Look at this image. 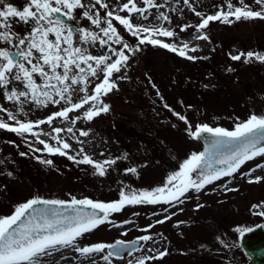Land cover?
Listing matches in <instances>:
<instances>
[{
    "label": "rangeland",
    "instance_id": "374dc122",
    "mask_svg": "<svg viewBox=\"0 0 264 264\" xmlns=\"http://www.w3.org/2000/svg\"><path fill=\"white\" fill-rule=\"evenodd\" d=\"M7 2L21 6L24 0ZM100 2L107 3L108 9L100 7L97 0H82L85 7L76 9L71 23L65 24H72L75 29L98 32L99 29L83 17L84 11L93 15L99 11L100 27L106 26L103 21L107 11L127 15L120 11L127 0ZM229 2L235 7L247 5L251 10H262L255 0H243V4L241 0H189L187 4L184 0H154L161 7L149 8L145 13L147 20L139 13L131 14L134 25L162 26L173 30L176 33L174 37L155 38L177 46L188 43L187 55L196 57L194 60L163 47L140 44L139 37L113 20L123 43L129 49L139 46V50H124L129 57L127 63L120 72L111 76L117 87L101 97L103 103L109 105L108 112H102L89 121L83 113L91 104L85 105L70 112L68 120L56 118L51 124H39L33 129L38 137L31 133L21 135L0 129V218L13 215L17 206L33 198L71 200L75 197L77 200L111 203L121 198V192L131 194L164 187L167 178L178 172L192 153H199L202 149L201 141L188 134L187 125L174 112L186 116L193 131L196 125L202 124L213 128H234L236 123L246 120L253 113L264 114V64L255 60L244 63L243 58L241 61L230 58V54L249 51L264 54V19L235 20L230 17L231 23L211 21L202 30L209 39H196L202 33L195 26L202 18L221 10L227 12ZM136 3L138 7H145L143 0H136ZM94 4L96 7H92ZM161 12L169 17L168 21L159 19ZM196 12L202 13V16H197ZM183 25L191 27L181 31ZM31 27V22H13L12 31L23 37ZM49 39L54 40V35L50 34ZM73 39L75 46L87 49L91 55L110 56L109 63L117 58L109 51L108 45L99 42L82 44L79 31L74 32ZM110 44L116 51L122 48V44ZM0 48L14 49L3 41H0ZM192 48L197 50L191 51ZM103 75V71L98 69L96 77H88L87 95L92 94ZM36 79L37 83L43 82L38 76ZM80 87L75 86L73 103L79 102L85 95L79 91ZM12 88L23 90V84L13 81L8 90ZM67 106L65 101L48 103L47 106L25 102L21 112V105L7 101L4 89L0 88V108L12 112L18 121L46 120L49 115ZM78 116L79 120L76 119ZM0 120L11 125L16 123L2 110ZM69 127L73 128L72 133L67 131ZM54 128L63 131L56 134ZM81 130L89 134L81 136ZM57 135L59 140L71 145L65 150L68 155L47 157L51 153L39 141L61 147ZM85 154L94 162L114 160L115 163L106 164L105 174L99 175L93 165L78 162ZM68 156L75 157V160ZM46 160H51L52 164L41 162ZM257 164L264 165V157L247 161L232 176L215 180L199 192L188 191L182 197L185 201L181 198L183 202L179 204L173 201L126 205L122 211L111 213L109 222L77 238L74 246L41 255L39 264H93V261L95 264H109L101 259L108 249L88 257L74 249L97 243L109 245L119 239L131 240L143 236H151V239L143 240L139 249L125 252L119 258L111 257L110 264H137L142 259L144 264H251L239 250V233L234 229L256 222L264 223V217L253 215L254 211L264 210V207L252 209L253 205L264 202V179L259 183H249L257 176L264 178V168H257ZM130 168H135L136 172L128 171ZM253 168L256 171L250 172ZM190 175L196 180L193 172ZM167 216L171 219H165ZM158 220L164 223H157ZM218 248L223 250L220 255H217ZM161 252L167 254L160 257Z\"/></svg>",
    "mask_w": 264,
    "mask_h": 264
},
{
    "label": "snow or ice",
    "instance_id": "6c2138e0",
    "mask_svg": "<svg viewBox=\"0 0 264 264\" xmlns=\"http://www.w3.org/2000/svg\"><path fill=\"white\" fill-rule=\"evenodd\" d=\"M188 2L189 0H184V3L187 4ZM255 2L262 6L261 11L251 10L247 5L235 7L229 2L227 12L221 10L214 15H207L202 18L201 22L195 26L196 30L202 33L196 39H209L202 30L206 29L211 21L231 23L233 21L230 17H234L235 20L264 19V0H255ZM143 3L145 7H138L136 0H127L120 7V11L127 13L124 16L114 14L113 11H107L103 21L106 24L105 27H100L102 20L99 11L95 15L89 11H84L83 17L99 29L98 32H93L87 29H74L72 26L66 25L60 18L63 15L68 19H73V12L78 8L85 7L82 0H24L21 6L9 3L7 0H0V41L8 43L15 49L12 51L9 48H0V88L4 89V98L21 105L19 108L21 112L25 102L40 106H47L48 103L60 104L61 101L68 104L62 110L49 115L46 120L36 122L18 121L12 112L0 108V110L7 112L11 120L16 121L15 125H11L0 120V129L21 135L31 133L38 137L33 129L39 124H51L56 118L68 120L70 112L79 110L85 105L91 104V107L83 113V117L89 121L102 112H108L109 105L104 104L101 97L106 96L117 87L111 81V76L114 72H120L121 67L126 65L129 57L125 55V49L131 52L139 50V46L136 49H129V46L123 43L122 37L113 25V20L118 21L133 36L139 37L140 44H152L178 53L188 60L196 59V57L187 55L188 43L177 46L155 38L157 36L174 37L176 33L173 30L162 26L146 27L132 23V13H139L143 19L147 20L148 16L145 13L149 8L161 7V5L155 4L154 0H143ZM241 3L243 4V0ZM97 4L104 9L109 7L107 3H101L100 0H97ZM92 7H96V5L94 4ZM195 14L202 16L200 12ZM159 19L168 21L169 17L161 12ZM13 22L23 24L31 22V30L25 36L20 37L12 31ZM189 27L191 25H183L181 31H186ZM76 31L80 33L82 44L99 42L101 45H108L109 51L117 58L109 63L110 56H94L88 53L87 49L75 46L73 37ZM50 34L54 35V40L49 39ZM14 41H18V43H14ZM110 42L122 44L121 50L113 49ZM196 50L197 48L191 49V51ZM34 53L38 55H34ZM230 58L233 61H241L243 58L244 63L255 60L264 64V54L259 52L249 51L237 55L230 54ZM33 60L36 62L33 63ZM98 69L103 71V79L95 85L92 94L87 95L88 77H96ZM229 71H233V69H229ZM37 76L42 78V83H37ZM13 81L22 83L23 90L18 91L16 88H12L9 91L8 86ZM77 85H81L79 91L84 92L85 95L79 102L73 103L72 93L76 90L75 86ZM157 94L159 95V93ZM173 114L185 122L188 134L192 138L199 139L203 133H209L213 138L208 142L205 151L192 153L190 158L183 162L180 170L167 178L164 187H158L152 191L132 192L131 194L121 192V198L111 203L93 202L90 199L77 200L75 197L71 199L70 203L63 200L31 199L17 206L13 215L0 218V264H39L41 255H50L53 250L58 248L74 246L77 238L109 222L110 214L122 211L126 205L171 203L173 201L182 203L180 197L188 191L199 192L205 185L215 180L232 176L247 161L258 156L264 157V114H251L246 120L236 123L234 130H227L222 127L213 128L207 124H202L196 125L194 131L186 116L176 112ZM76 119L79 120L80 117L78 116ZM53 131L59 134L63 129L54 128ZM67 131L72 133L73 128L69 127ZM88 134L87 131L81 130L80 132L81 136ZM56 139L62 145L61 147H53L43 140L39 142L45 145V150L48 153L68 155L65 150L70 149L71 145L66 141L59 140L58 135ZM20 155L26 154L20 153ZM68 158L75 160L73 156H68ZM41 162L48 165L52 164L51 160ZM78 162L93 165L99 175L105 174L106 164L115 163L114 160L103 163L94 162L86 154ZM217 164L223 165V167H215L214 165ZM256 167L264 168V165L257 164ZM197 169H201L199 179L193 180L190 174ZM128 171L135 173L136 169L130 168ZM255 171L256 168L250 170V172ZM261 179L264 178L257 176L254 180H249V183H259ZM228 190L234 191L235 189ZM66 203L73 210L70 215H62L54 208L36 209L34 207L38 204L63 207ZM80 205L88 206L92 211H85L78 207ZM198 207H203V205H198ZM262 207H264V202L253 205L252 209H262ZM29 210L32 211L29 212ZM26 214L29 218L22 221V217H25ZM253 215L264 217V210L254 211ZM165 219H171V217L167 216ZM18 222L20 223L18 224ZM124 223H131V221ZM157 223H164V221L158 220ZM14 225L17 226L14 228ZM149 227H153V225H149ZM257 227L264 228V224L257 225ZM253 230L244 227L234 229L241 237L246 232ZM138 239L150 240L151 236H143ZM121 243L120 241L112 245L97 243L75 247L74 250L82 256L88 257L93 253H104L105 249H109L106 255L101 256V259L110 264L111 257H121L122 250L117 248V245ZM166 254V252H161L159 256L163 257ZM137 264H144V260L138 261Z\"/></svg>",
    "mask_w": 264,
    "mask_h": 264
},
{
    "label": "water",
    "instance_id": "95a60500",
    "mask_svg": "<svg viewBox=\"0 0 264 264\" xmlns=\"http://www.w3.org/2000/svg\"><path fill=\"white\" fill-rule=\"evenodd\" d=\"M212 138H213L212 135L209 133L201 134L200 139L203 142V151H205L206 147H208V142ZM214 166L223 167V165H219V164L214 165ZM195 172H196V177L199 179L201 169H197ZM42 205L50 206L46 208H49V209L54 208L62 215H70L73 213V210L67 206V203L63 207L59 205H44V204ZM78 207L83 208L85 211H92L88 206L80 205ZM23 218L24 217H22V219ZM19 223L20 222H18V224ZM257 225H260V224H257ZM257 225L250 227V229H254L253 231L246 232L243 237L240 236V242L242 244V247L245 253L252 259L253 264H264V228L257 227ZM13 227L15 228V225ZM120 242L122 243L118 244L117 248L122 250L121 254L127 250H133L140 245L139 240H133V241L121 240Z\"/></svg>",
    "mask_w": 264,
    "mask_h": 264
},
{
    "label": "bare ground",
    "instance_id": "6f19581e",
    "mask_svg": "<svg viewBox=\"0 0 264 264\" xmlns=\"http://www.w3.org/2000/svg\"><path fill=\"white\" fill-rule=\"evenodd\" d=\"M180 45H181V43H180ZM40 129H42V128H40Z\"/></svg>",
    "mask_w": 264,
    "mask_h": 264
}]
</instances>
